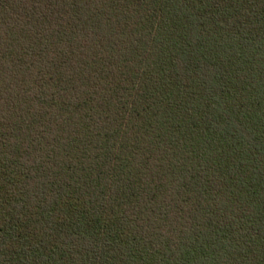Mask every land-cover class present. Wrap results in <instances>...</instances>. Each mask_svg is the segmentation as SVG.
I'll return each mask as SVG.
<instances>
[{"label":"trees","instance_id":"1","mask_svg":"<svg viewBox=\"0 0 264 264\" xmlns=\"http://www.w3.org/2000/svg\"><path fill=\"white\" fill-rule=\"evenodd\" d=\"M0 264H264V0H0Z\"/></svg>","mask_w":264,"mask_h":264}]
</instances>
